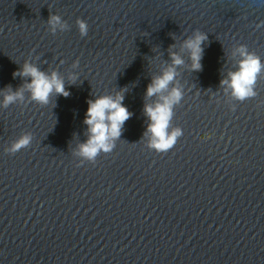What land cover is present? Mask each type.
Here are the masks:
<instances>
[{
    "label": "water",
    "instance_id": "95a60500",
    "mask_svg": "<svg viewBox=\"0 0 264 264\" xmlns=\"http://www.w3.org/2000/svg\"><path fill=\"white\" fill-rule=\"evenodd\" d=\"M241 46L264 59V0H0V264H264V73L244 101L221 84ZM173 52L176 79L148 96ZM26 62L70 94L33 100ZM177 85L183 135L158 152L145 106ZM118 93L132 115L115 148L81 163L88 101Z\"/></svg>",
    "mask_w": 264,
    "mask_h": 264
},
{
    "label": "clouds",
    "instance_id": "9594fccd",
    "mask_svg": "<svg viewBox=\"0 0 264 264\" xmlns=\"http://www.w3.org/2000/svg\"><path fill=\"white\" fill-rule=\"evenodd\" d=\"M50 22L55 29L61 23L60 17L53 16ZM79 26L81 33L86 34L88 30L87 22L81 20L79 21ZM206 39V34L197 32L193 37L185 41L184 46L190 51L193 70L202 68V45ZM238 52L241 57L238 67L236 70L231 71L229 77L222 80L221 84L227 86L226 91L231 90V96L236 100L244 101L258 94L256 85L258 78L264 73V59L254 52H249L245 46H241ZM183 63V58L173 52V66L152 81L148 86L147 95L151 97L167 89L176 79L175 66ZM14 75L31 77L27 87L31 92V98L38 103L48 104L53 93L63 94L64 96L70 94L58 72L53 71L48 74L30 62H26L23 69L18 70ZM18 98H23L22 91L8 92L4 95L3 103L7 106ZM182 98L183 90L177 85L171 89L167 96L162 98V102L145 106V112L150 119L147 130V133L151 134L147 145L150 149L166 152L183 135L182 128H173L171 126L174 106L180 103ZM123 100V94L118 93L116 96L100 95L96 99L88 101L89 107L85 116V123L89 126L90 136L79 147L77 155L83 158L80 161L81 163L85 160L94 162L101 152L109 153L115 148V141L120 138L125 121L132 115ZM233 109H235V105H233ZM32 139V134L25 132L15 139L5 151L15 153L21 148L28 146Z\"/></svg>",
    "mask_w": 264,
    "mask_h": 264
},
{
    "label": "snow or ice",
    "instance_id": "6c2138e0",
    "mask_svg": "<svg viewBox=\"0 0 264 264\" xmlns=\"http://www.w3.org/2000/svg\"><path fill=\"white\" fill-rule=\"evenodd\" d=\"M205 136H207V135H205Z\"/></svg>",
    "mask_w": 264,
    "mask_h": 264
}]
</instances>
